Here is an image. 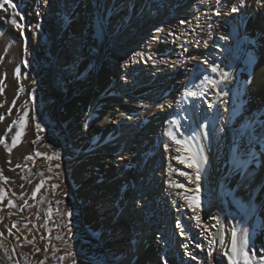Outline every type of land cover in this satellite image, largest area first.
Returning a JSON list of instances; mask_svg holds the SVG:
<instances>
[{"label":"rangeland","instance_id":"obj_1","mask_svg":"<svg viewBox=\"0 0 264 264\" xmlns=\"http://www.w3.org/2000/svg\"><path fill=\"white\" fill-rule=\"evenodd\" d=\"M236 1L230 0L227 10L218 0H78L73 10L67 11L66 0H39L41 11H33L30 21L19 19L17 25L23 28L16 25L15 36L8 37L0 30V77H8V88L12 75L6 69L18 43V113L22 116L24 93L31 88L38 91L43 107L39 116L30 113L27 136L19 137L14 178L6 180L0 172V182L9 181L8 186L0 184V264H121L132 254L131 233L135 227L148 230V246L158 251L161 264H245L239 252L231 251L233 231L237 233L238 248L241 239L248 240L244 251L249 253V264H264V182L254 186L242 179L240 169L233 170L234 158L249 155L262 143L264 108L256 107L251 113L247 110L248 101L239 107L234 102L235 85L231 78L244 56L245 42L241 38L246 20H255L264 7L257 5L256 0H245L243 6ZM92 3L101 15L92 13L91 19L94 22L100 18L105 42L97 69L92 71L97 75L102 64L108 63L110 71L116 72L114 94L109 99L123 113L129 110L126 122L134 118L135 135L134 144L131 148L125 146L119 159L112 156L113 165L125 181L120 190H124L125 202L133 208L125 218L115 220L114 214H119L120 209H116L114 201L100 202L95 223L85 218V203L74 185L79 156L75 151L79 144L70 147L73 135L59 116L64 110L62 88L91 60L87 47L95 43L90 32L65 41L61 37L64 29L73 35L70 26L80 20L82 10L78 8L86 4L89 11ZM234 6H238L236 12L232 11ZM170 7L175 14L166 25L169 39L150 43L152 55L164 59L162 72H151L139 84L128 75L129 62L115 45L123 39L132 41L136 35L140 44H147L151 29L143 25L146 11H152L151 24L157 25L160 15L167 14ZM45 18L48 24L43 23L41 30L35 31L34 21L40 23ZM193 36L198 43H186ZM111 42L114 46H110ZM155 44L160 47L158 55ZM26 53L33 58L28 74L20 68ZM89 71L77 81L81 86L90 82ZM11 89L0 92V105L13 102ZM189 92L196 95L190 96ZM92 109L87 111L86 107L82 111L90 115ZM136 110L137 115L131 114ZM170 117L174 119L175 138L170 142L171 159L186 174L190 159L182 155L187 153V146L191 147L201 181V218L196 219L193 212L178 215L172 210L169 220L161 223L155 221V214L150 215L143 206L145 211L140 210L135 202L134 175L139 165L134 148L143 140L157 143ZM21 118L19 131L26 117ZM37 124L51 134L48 143H42ZM164 162L160 171L165 169ZM117 202L124 207V201ZM174 245L179 248L176 252ZM209 251L212 257L208 256ZM140 260L141 257L131 264H142Z\"/></svg>","mask_w":264,"mask_h":264},{"label":"bare ground","instance_id":"obj_2","mask_svg":"<svg viewBox=\"0 0 264 264\" xmlns=\"http://www.w3.org/2000/svg\"><path fill=\"white\" fill-rule=\"evenodd\" d=\"M76 1L78 2V0H66V10L72 11ZM218 1L221 2L223 9H229L230 0ZM11 2L16 5L15 10L8 7V5H5L4 9H0V30L5 31L8 37H13L16 34L14 28L18 24V20L21 19L17 13L22 14L23 19L21 20H29L33 11H38V13L41 11L39 0H11ZM239 3L240 0H237L236 4L239 5ZM89 9L88 11L86 4L79 7L78 10H82L80 20L70 26L73 35H69L67 30L64 29L61 37L65 41L73 36H84L87 32H90L93 34L95 43L87 47V53L92 57L91 60L83 65L77 74L67 80L69 88L66 85L62 88L61 100L64 103V110L60 112L59 116L67 131L73 135L70 140V147L79 144V149L75 151L79 156L77 158L78 164L74 168V185L85 203V218L89 223H95L99 215L97 204H100V202L114 201L116 209H120L119 214H114L115 220L125 218L126 212H130L133 208L131 203L125 202L124 190H120L125 181L123 182L113 165L112 156L116 155L119 159L121 150L125 146L127 148L132 147L135 135L133 130L134 118L131 117L130 122H126V114H128L129 110L127 113H123L121 108L116 105L117 103L114 104L109 99V96L114 94L113 87L117 78L116 72L110 71L108 63L102 64L97 75L95 71H92L97 69L99 58L105 48V42L103 41V33L99 24L100 18L96 17L94 22L91 19L94 16L92 13H96L97 16L101 15V13L94 9L93 3ZM77 13L73 14V16ZM152 14V11L148 9L143 22L145 27L151 29V31L149 30L151 33L147 44H144V42L140 44L141 39L136 35L132 41L131 39L129 41H124L125 39H123L120 40L122 43L115 45L120 55L126 62H129L126 65L130 67L127 68L128 75L130 78H135L139 84L145 78H149L151 72H162V60L164 59L156 58V56L152 55L150 43L152 40H162L166 25L170 21V16H173L175 11L170 7L167 14L162 13L160 15L161 21L157 25L151 24L152 18L150 16ZM218 17H221V15H218ZM48 22L46 18L41 20L40 23L34 21L35 31H40L42 24H48ZM245 25L241 38L245 42L244 56L237 68L231 73V78L235 85L234 102H237V105L242 107L245 101H248L249 108L247 110L252 113L258 107L264 108V9L257 15L255 20L248 18ZM33 35H35V32H33ZM4 38L6 37L4 36ZM180 42L178 41V43ZM189 42L198 43V39L193 36L186 40V43ZM114 44V42H111L110 46H114ZM14 46V59L10 60L9 67L6 69L10 71V73H8L9 71L7 73L12 75V85L9 86L13 88L11 90L14 91L12 93L14 98H12L13 102L10 104L0 105V118H2L0 119V139L4 141L0 143V172H2L6 180L15 176L13 167L18 163L19 137L21 135L23 137L27 136L30 124L28 116L32 112L39 116L43 108L42 101L37 95L38 91L35 88H31L30 92L24 93L22 116L18 113L19 85L18 76L16 75V70L18 69V43ZM28 46L30 50V45ZM154 52L157 55L160 53V47L156 44ZM112 57V55L109 56L110 59ZM32 59L27 53L23 56V63L20 64L23 73L28 74L29 67L33 63ZM87 70H91L89 71L91 72L90 82L81 86L77 81ZM6 78L8 77H0V81H3L0 84V92L6 89L10 90ZM134 81L130 82L134 83ZM20 85L22 84L20 83ZM55 88L58 89L57 85H55ZM86 92L88 93L87 97L83 96ZM94 96H97L96 101L93 100ZM86 107L87 111L93 107L89 111L90 115H86L82 111ZM131 114L137 115L138 111H133ZM21 117H26V119L23 118L24 126L19 131L18 123H21ZM173 120V117H170L163 125L162 136L157 143L150 144L148 140H143L136 144L134 148L137 153L136 162L139 165V170L134 175L136 183L134 188L136 194L134 197L135 202L140 206V210H143L144 207L150 215L155 214L157 216L155 221L161 220V223H163V219L165 220L164 223H166V219H168V215L172 210L178 215L180 212L184 213L182 215L193 212L196 219L201 218L200 207L202 206V200L198 192L201 181L200 178L196 179L198 170L195 168V163L192 167H189L190 171L186 172V175H181V168L176 167L171 159L173 152L170 148V142L174 131ZM261 120H263L262 123L264 124V118ZM258 129L255 128V131H258ZM38 132L42 143H48V135L51 134L41 124ZM189 147L185 148L187 153L182 155V157L189 158V163H192L194 157L192 158L193 154L190 151L191 147ZM163 155L165 156L164 158ZM234 159L233 170L236 168L240 169L243 180L254 186H257L261 181L264 182V138L260 145L255 146L250 151L249 155L243 157L239 155ZM163 161L166 163L165 169L160 171V167L164 165ZM127 165L128 162H125L126 169ZM6 180L0 182V184L8 186L9 181L7 182ZM177 185H182V187H177ZM117 200L125 202L123 208L120 207ZM197 200L198 206L196 204ZM190 202H192L191 207L189 206ZM131 235L133 239L132 254L121 264H131L140 257L142 264H161L162 260L158 251L148 246V230L146 228L135 227ZM173 249L175 252L179 250L176 245L173 246Z\"/></svg>","mask_w":264,"mask_h":264},{"label":"snow or ice","instance_id":"obj_3","mask_svg":"<svg viewBox=\"0 0 264 264\" xmlns=\"http://www.w3.org/2000/svg\"><path fill=\"white\" fill-rule=\"evenodd\" d=\"M45 2H47V0H45ZM244 2L245 0H240V5L243 6L244 5ZM256 3L257 5L261 6V7H264V0H256ZM5 5H8V7L12 8L13 10L16 9V5L14 3L11 2V0H2V2H0V9H4ZM238 9L237 7H233L232 8V11L233 12H236ZM17 15H19V13H17ZM21 19H23V17H21ZM183 23V21H182ZM18 27L23 28V25H17ZM23 34V32H22ZM171 34V33H170ZM27 41L25 40V45H26ZM25 51H27V48L25 47ZM26 63V62H25ZM217 69L215 67L212 68V71L215 72ZM16 75L19 76L20 75V72H19V69L16 70ZM225 76H227L228 74L227 73H224ZM205 81H207L209 84L215 86V82L212 81L209 77H205L204 78ZM3 81H0V84H2ZM188 95L190 96H195L196 93L195 92H189ZM2 119V118H0ZM37 128L40 127L39 124L36 125ZM18 135H20L18 133ZM171 135V134H169ZM173 139H175L174 137H172ZM4 141L2 139H0V143H3ZM178 142V141H177ZM179 159V162L180 163H186V161L184 159H180V158H177ZM195 163V161H193L192 163H189L187 164L188 167H192L193 164ZM181 175H186L185 173H180ZM196 179L198 180L199 179V175H197ZM177 187H182V185H177ZM2 199V198H0ZM11 203V202H9ZM196 204L198 206V200L196 201ZM189 206L191 207L192 206V202L189 203ZM13 227H15V224H13ZM248 245V240L246 238H243L240 240V247L238 248V239H237V233L235 231L232 232V248H231V251L236 254V253H240L242 256H243V259L245 261V264H249V253L244 251V248H246ZM197 247H200L199 245H197ZM37 251H39V249H37ZM208 256L209 257H212V252L209 251L208 252ZM63 259V257H62ZM41 264H43V262H41Z\"/></svg>","mask_w":264,"mask_h":264}]
</instances>
